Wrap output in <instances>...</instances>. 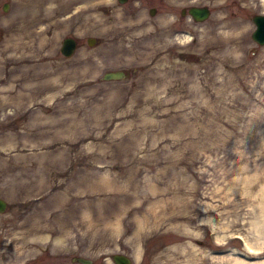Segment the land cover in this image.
Segmentation results:
<instances>
[{"label":"rangeland","instance_id":"374dc122","mask_svg":"<svg viewBox=\"0 0 264 264\" xmlns=\"http://www.w3.org/2000/svg\"><path fill=\"white\" fill-rule=\"evenodd\" d=\"M178 1L210 17L103 82L125 6L0 0V264H264V0ZM81 19L103 41L65 58Z\"/></svg>","mask_w":264,"mask_h":264},{"label":"flooded vegetation","instance_id":"af4514ba","mask_svg":"<svg viewBox=\"0 0 264 264\" xmlns=\"http://www.w3.org/2000/svg\"><path fill=\"white\" fill-rule=\"evenodd\" d=\"M179 4L180 2L178 0H118V9L120 6H125V11L122 14L118 10V69L124 70L128 78L136 72V67H133V65H130L131 63L128 62L133 60L132 51L134 48H137L140 44L145 46L154 42L155 35H157L156 33H165L168 37L173 36L174 38H176L177 35H184L186 17H190L196 22L188 12L189 8L193 5L178 8ZM80 5L82 4H79V6ZM142 5H144V7ZM75 11V9H72L66 16L72 15ZM46 20L47 19L43 17L39 18L38 21L45 24L41 26L42 28L53 26L56 23L54 21L47 22ZM38 21L31 25H38ZM82 22L83 19L76 20L72 26L74 30L70 31L62 38L60 44L57 45L59 53L60 47L63 44V39L66 37L74 39V53L81 50L84 51L86 46L94 48L101 45L103 40L99 36H93L94 44L90 46V41L92 40H90L89 37L91 35L79 37L75 34L77 30L85 26L82 25ZM103 25L105 24L102 23L101 27ZM52 34L53 32L51 30V32L46 35ZM151 34L152 39L149 37ZM136 36L145 37L139 40L135 39ZM47 48L48 47H46V49ZM179 57H185L184 52H180ZM121 63L127 65H121Z\"/></svg>","mask_w":264,"mask_h":264},{"label":"water","instance_id":"95a60500","mask_svg":"<svg viewBox=\"0 0 264 264\" xmlns=\"http://www.w3.org/2000/svg\"><path fill=\"white\" fill-rule=\"evenodd\" d=\"M4 9H6V5ZM189 13L196 21H203L209 16V10L207 7H191L189 9ZM252 21L256 26L255 30L251 34L252 39L258 44H264V15H255L253 16ZM74 46V40L67 38L63 42L61 52L65 56H70L73 52ZM125 77L126 74L122 70H109L102 74L101 80L111 81L124 79ZM7 205V201L0 197V213L5 212ZM111 259L115 264H131V259L125 254H113ZM72 261L80 264H93L91 259L81 256L73 257Z\"/></svg>","mask_w":264,"mask_h":264}]
</instances>
